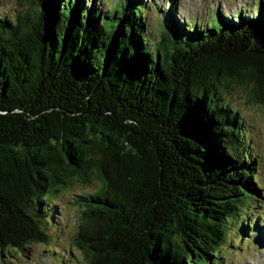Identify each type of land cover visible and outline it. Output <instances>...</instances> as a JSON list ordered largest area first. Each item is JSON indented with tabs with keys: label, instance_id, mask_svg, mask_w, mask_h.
I'll use <instances>...</instances> for the list:
<instances>
[{
	"label": "trees",
	"instance_id": "trees-1",
	"mask_svg": "<svg viewBox=\"0 0 264 264\" xmlns=\"http://www.w3.org/2000/svg\"><path fill=\"white\" fill-rule=\"evenodd\" d=\"M16 1L0 14V256L46 248L79 185L74 264H218L262 189L223 94L251 85L264 105V2L199 27L167 0L150 38L151 0Z\"/></svg>",
	"mask_w": 264,
	"mask_h": 264
},
{
	"label": "rangeland",
	"instance_id": "rangeland-1",
	"mask_svg": "<svg viewBox=\"0 0 264 264\" xmlns=\"http://www.w3.org/2000/svg\"><path fill=\"white\" fill-rule=\"evenodd\" d=\"M117 0H88V2L100 3L101 11L110 10ZM150 10L146 14V30L150 38H156L158 34V19L161 20V10L168 9L171 5L167 0H151ZM175 15L187 25L206 27L216 22L218 11L225 15L238 16L241 12L248 18L257 13L261 1L264 0H171ZM24 5H18L16 0H0V14L13 15L16 10H22ZM251 88V85L248 86ZM248 88L232 86L227 94H223V101L235 111L242 119L245 141H249L247 150L255 161V174L262 189L259 197L251 201L243 212L245 222L236 220L227 229L226 239L218 249V264H264V236L251 228L239 237L238 227L247 222L256 223L263 229L264 234V105L250 101ZM249 100V101H248ZM86 191L76 185L71 191L57 197L56 227L50 229V244L45 248L42 245H34L23 253L16 251L5 252L0 256V264H53L46 253L54 255L58 252L70 255L72 263L78 256L72 245V237L76 232V224L73 221L74 208L68 204L72 193ZM50 256V255H49ZM60 261V260H59Z\"/></svg>",
	"mask_w": 264,
	"mask_h": 264
}]
</instances>
